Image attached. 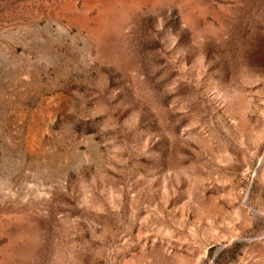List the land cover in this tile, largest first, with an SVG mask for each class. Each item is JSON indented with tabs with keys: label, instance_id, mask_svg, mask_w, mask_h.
Instances as JSON below:
<instances>
[{
	"label": "rangeland",
	"instance_id": "obj_1",
	"mask_svg": "<svg viewBox=\"0 0 264 264\" xmlns=\"http://www.w3.org/2000/svg\"><path fill=\"white\" fill-rule=\"evenodd\" d=\"M0 264H264V0H0Z\"/></svg>",
	"mask_w": 264,
	"mask_h": 264
}]
</instances>
